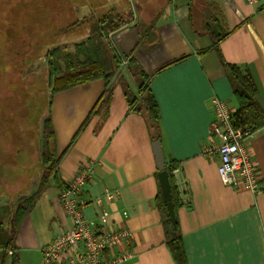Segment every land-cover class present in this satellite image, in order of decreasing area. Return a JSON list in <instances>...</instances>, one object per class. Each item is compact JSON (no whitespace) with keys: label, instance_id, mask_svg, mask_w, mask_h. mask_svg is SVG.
Returning a JSON list of instances; mask_svg holds the SVG:
<instances>
[{"label":"crops","instance_id":"1","mask_svg":"<svg viewBox=\"0 0 264 264\" xmlns=\"http://www.w3.org/2000/svg\"><path fill=\"white\" fill-rule=\"evenodd\" d=\"M112 3L121 8L130 3L128 8L133 12L131 22L112 35L114 44L121 54H133L148 75L174 59L190 55L184 62L155 74L151 82L160 108L164 155L179 163V191L187 189V197L192 200L190 206L176 212L188 263L264 264V127L247 142L259 170V193L225 185L218 172L219 155L204 152L205 146L212 149L220 143L211 134L212 99L225 101L233 112L238 108L223 61L251 74L258 88L257 100L264 108V0L255 6L245 0ZM141 22L153 25L158 37L150 49L139 45L137 24ZM226 33L214 45V36ZM108 90L111 95L106 96ZM48 91V115L50 112L61 157L58 177L40 192L21 223L15 243L19 264H43L42 249L70 224L60 194L74 178L79 164L89 161L95 167L84 193L89 202L85 214L95 217L93 202L103 199L107 192L114 193L115 198L104 200V206L116 224L134 234L129 247L136 258L128 264H176L166 244L165 215L158 199L162 191L160 171L148 118L143 112L129 109L117 79L108 88L103 80H95L52 96ZM101 97L102 103L81 130ZM233 102L236 107L231 105ZM41 142L42 136L39 147L30 145L24 150L27 160L21 166L28 177V170L36 162L42 179ZM1 151L0 167L11 156L7 158L6 150ZM18 179L3 182L7 192L20 190ZM32 179L34 174L29 181ZM41 179L35 178L36 183ZM10 184L16 189L11 190Z\"/></svg>","mask_w":264,"mask_h":264},{"label":"trees","instance_id":"2","mask_svg":"<svg viewBox=\"0 0 264 264\" xmlns=\"http://www.w3.org/2000/svg\"><path fill=\"white\" fill-rule=\"evenodd\" d=\"M17 5L23 6L18 9ZM77 5L89 6L90 12L79 15L76 10ZM31 6L36 7L34 14L28 9ZM129 6L130 3H127L126 8L118 7L112 3V0H0V12L9 7L16 8L14 13L16 16L7 20L0 19V41L6 52L18 50L23 52L22 56L31 55L32 59L39 53L40 48L50 46L45 54L48 66L46 83L51 92L50 96L95 80H103L108 88L117 79L123 87L129 109L146 112L153 140L161 141L160 108L151 88L152 78L164 69L184 62L190 55L174 59L161 66L155 74L148 75L133 54H121L112 40V35L131 22L133 12L128 8ZM37 11L36 19L34 15ZM137 30L140 36L139 45H144L147 49L152 48L158 39L154 33V26L141 22L137 24ZM227 34L215 35L214 45L219 44ZM69 38L73 39L69 40ZM52 45L54 46L51 47ZM204 52L206 51L200 54ZM24 57L17 59L21 63ZM222 65L238 103L237 110L233 112L234 126L237 128L248 126L254 131L263 128L264 108L257 100L258 88L253 77L246 69L235 64L223 61ZM108 95H111V90L107 91L106 96ZM103 97L99 99L81 130L87 125L96 108L100 106ZM110 97H107V100H110ZM60 159L49 112L44 121L41 142L44 171L40 189L17 205L15 204L10 216L0 214L1 264H8L9 261L10 264H19V256L15 253V243L21 223L35 205L40 192L52 179L58 177L57 169ZM178 167V162L165 157V169L169 173L172 201L176 212L185 206L172 174V170ZM158 199L165 215L167 247L176 264H189L179 222L177 221L176 227L173 226L162 191ZM6 224H8L7 227ZM10 250L14 251L11 256L8 255Z\"/></svg>","mask_w":264,"mask_h":264},{"label":"built area","instance_id":"3","mask_svg":"<svg viewBox=\"0 0 264 264\" xmlns=\"http://www.w3.org/2000/svg\"><path fill=\"white\" fill-rule=\"evenodd\" d=\"M245 1L255 6L260 0ZM211 106L214 115L211 134L220 143L212 149L205 146L204 152L219 155L218 172L225 185L261 192L259 170L247 145L255 133L254 129L235 127L233 109L220 98L214 97ZM94 167L93 161L79 164L74 178L63 188L60 201L70 224L42 249L43 264H128L136 258L135 251L129 247L134 239L133 232L116 224L104 206V200L115 198L114 193L107 192L103 199L97 198L93 202L97 208L95 217L85 214L89 202L84 193L93 179ZM179 171V168L172 170L177 185L182 182ZM180 192H183L180 194L183 203L189 206L192 200L187 197V189L182 188ZM13 252L10 250L8 255Z\"/></svg>","mask_w":264,"mask_h":264},{"label":"rangeland","instance_id":"4","mask_svg":"<svg viewBox=\"0 0 264 264\" xmlns=\"http://www.w3.org/2000/svg\"><path fill=\"white\" fill-rule=\"evenodd\" d=\"M20 6L23 5H17V8L19 9ZM28 9L33 11V14L36 11L34 6ZM76 10L79 15H84L89 13L90 8L77 5ZM15 12V7L6 8L5 11L0 12L2 17L0 19L7 20L16 16ZM34 16L38 18V11ZM49 48L50 46L40 48L39 53L32 59L31 55L22 56L23 52L18 50L6 52L0 41V154H2L1 149H4L7 158L11 155L8 158L9 162L0 167V214L2 215L10 216L15 204L40 189V183H36L35 178L41 179V167L36 162L33 163L28 170L31 171L28 177L26 169L21 165L27 160L24 150H29L30 145L40 146L42 123L44 117L48 115L46 102L49 96L46 83L48 66L45 54ZM18 57H24L22 58L24 61L20 63ZM231 105L237 106L235 102ZM143 114L148 118L146 112ZM33 174L34 181L33 179L29 181ZM17 179L20 182V190L7 192L6 184L3 182L11 180L17 182ZM15 187L17 186L14 184L9 185L11 190L16 189Z\"/></svg>","mask_w":264,"mask_h":264},{"label":"water","instance_id":"5","mask_svg":"<svg viewBox=\"0 0 264 264\" xmlns=\"http://www.w3.org/2000/svg\"><path fill=\"white\" fill-rule=\"evenodd\" d=\"M154 152L156 155L157 164L159 167V180L162 189L163 199L167 205L168 213L171 222L174 227L177 226V217L175 207L172 201L171 184L169 179V173L165 169V155L162 148L161 141H154L153 143Z\"/></svg>","mask_w":264,"mask_h":264}]
</instances>
